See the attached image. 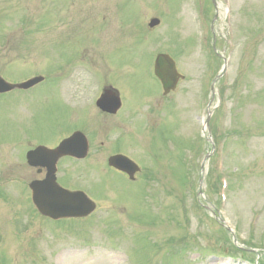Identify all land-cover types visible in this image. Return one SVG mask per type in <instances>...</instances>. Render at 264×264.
<instances>
[{
    "label": "rangeland",
    "instance_id": "1",
    "mask_svg": "<svg viewBox=\"0 0 264 264\" xmlns=\"http://www.w3.org/2000/svg\"><path fill=\"white\" fill-rule=\"evenodd\" d=\"M9 40L21 51L8 53ZM160 52L185 76L166 98L153 74ZM54 67L65 79L59 107L46 89L29 115L0 104V264H264V0H0V72L52 77ZM106 82L125 104L109 141L140 121L134 182L104 169L103 130L93 131ZM74 99L97 115L94 146L62 164L60 182L97 208L53 221L3 139L25 129L47 141Z\"/></svg>",
    "mask_w": 264,
    "mask_h": 264
},
{
    "label": "flooded vegetation",
    "instance_id": "2",
    "mask_svg": "<svg viewBox=\"0 0 264 264\" xmlns=\"http://www.w3.org/2000/svg\"><path fill=\"white\" fill-rule=\"evenodd\" d=\"M6 47V51L8 53L16 54L21 51V44L18 45V40H9ZM118 59L119 58H117V60ZM16 67L18 66H13L11 70L15 69ZM54 69L56 70L54 72V76L52 77L48 74L38 73L28 75L29 71L25 70H23V73H21L19 76L11 71L9 73L0 72V80L7 83L5 84V86L7 87L5 90L2 89L3 87H0L3 90H0V104L4 105L7 102L12 103L14 107H10V109H12L16 114L15 116H17L18 114L23 116L29 115V113L31 114V112H36V110L34 109V104L36 103V101L40 100L41 103L42 98L40 99L39 97V91L41 89H46V92L48 93L47 98L49 99L52 97L55 107H59L60 94H66L65 92L62 93L63 88L60 87L61 81L65 79H62V75L58 71V68L54 67ZM74 73V71L73 73H70V76L76 75V73ZM65 83L66 82H64L63 86L65 85ZM168 96L169 94L164 95L163 97L166 98ZM100 97L104 98L103 106H105V108L98 106V100L100 99ZM118 97L121 98L120 107L117 110L113 111V109L115 108L113 106V99H117ZM4 100H6V102ZM67 105L69 108L70 117L68 118V123H63L61 128L58 127L54 131L52 138L48 139L47 141L38 139L36 135H28L24 128L23 134H21V137L18 138L19 140L16 139L14 142H11V137L9 136L3 139L4 143L10 144L11 152L16 153V157L22 158H19L21 162H18L22 170L31 171L35 174V177H33L27 185L29 191L31 192V199L32 190L30 189V184L33 181L45 180L51 173L55 174L56 181L61 186L69 190H75L60 182L62 164L65 161L74 163L80 161L84 162L91 156V152L93 149L92 146H94L93 135L89 133L87 128L91 125L90 120L92 121L95 117H97V115L94 114L92 110L90 111L84 109L83 111H77L76 99H74V101ZM95 105L99 110V113L103 116L102 120L104 122H99L97 120V123H101V125H95L94 127L92 126L93 131L97 130L98 128H102L103 130V138L100 141L98 147L104 151V169L107 172L113 173L114 176H121L124 179H128L129 183L131 181L134 182V180H131L126 173L111 164L110 160L112 157L126 155L130 159L134 160L137 164H139L142 169L141 162L138 159L133 158L132 156V152L134 150L133 145L135 142L134 138H136V135L140 134L141 130V126L138 127V123H140V121L137 120L136 125L134 124L135 129L129 130L130 134L122 135V129L115 136H112V139L109 141V131L110 133H112V129L108 126L110 125V119L118 118L119 121H121V118H119V116L120 113L123 112V109L125 107L121 90H119L113 84L106 82L102 85L100 96L96 99ZM136 108L138 109L137 105L134 109L135 111H137ZM112 122L114 123V121ZM78 123H80L79 126ZM67 139H69L68 153L62 154L58 149L60 148L62 142ZM136 140L138 139L136 138ZM84 146H86L85 151L83 150ZM83 153L84 155H82Z\"/></svg>",
    "mask_w": 264,
    "mask_h": 264
},
{
    "label": "water",
    "instance_id": "3",
    "mask_svg": "<svg viewBox=\"0 0 264 264\" xmlns=\"http://www.w3.org/2000/svg\"><path fill=\"white\" fill-rule=\"evenodd\" d=\"M160 23V20L157 18H153L150 21V26L154 27ZM155 74L161 80L165 94L169 93L171 90H174L177 86L178 80L183 78V76L177 71L176 63L173 58L168 54H159L155 61ZM2 84V85H1ZM2 80H0V87L2 89H6ZM0 88V90H2ZM3 91V90H2ZM113 106L115 107L113 111L117 110L120 107L119 97L117 99H113ZM104 98L102 97L98 101V105L102 108ZM69 140L64 141L60 148L58 149L60 153H68V145ZM83 150H86V146L83 147ZM85 153V152H84ZM84 153L82 155H84ZM125 157H115L112 160V163L116 165L119 169L124 170L130 173V176L133 177V174L139 169L138 166L130 168L125 165L122 160ZM129 161V159H125ZM118 161V162H117ZM131 162V161H129ZM204 165L202 166L203 171ZM202 182V181H201ZM51 185L54 186V191L51 189ZM31 188L33 190V201L37 206L38 210L46 216H49L54 219L63 218V217H83L87 216L93 212L95 209V203L88 198V196L82 192H69L67 190L59 187L55 182V177L49 176L43 182H33L31 184ZM202 190H200V193Z\"/></svg>",
    "mask_w": 264,
    "mask_h": 264
}]
</instances>
